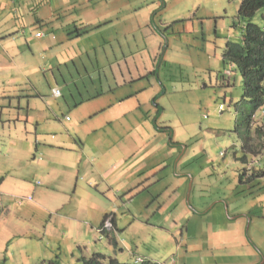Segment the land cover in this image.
Masks as SVG:
<instances>
[{"label": "crops", "instance_id": "crops-1", "mask_svg": "<svg viewBox=\"0 0 264 264\" xmlns=\"http://www.w3.org/2000/svg\"><path fill=\"white\" fill-rule=\"evenodd\" d=\"M169 2L0 0V264H264V212L225 218L214 189L186 202L213 163L159 122L176 62L154 41L182 37L178 16L157 24ZM232 191L258 199L264 175Z\"/></svg>", "mask_w": 264, "mask_h": 264}, {"label": "rangeland", "instance_id": "rangeland-1", "mask_svg": "<svg viewBox=\"0 0 264 264\" xmlns=\"http://www.w3.org/2000/svg\"><path fill=\"white\" fill-rule=\"evenodd\" d=\"M241 2L242 0H170L168 7H164L165 10H159L156 21L157 24H160V20L171 23L179 17V20L183 21H177L173 25L175 36L179 37L182 33V37L176 41L161 36L159 40L154 41H162L164 47L167 44L171 46L166 57L176 62L174 68H171V74L177 75L167 76L165 68L161 71L168 94L160 101L164 107V113H161L163 115L159 119L160 125L166 124L172 128L173 138L182 144L181 152L186 142L191 141L194 147L203 152L201 158L207 157L213 163V166H202L206 170L202 172L200 180V197L198 183L186 202L188 204L190 201L195 206L199 205L200 201L203 206L210 201L208 190L214 189V200L226 199V203L218 204L222 206L225 218H230L225 213L228 204L231 218L234 217L235 220L242 217L237 214H245V211H248L251 217L264 212L262 207L255 209V205L264 203V195L258 199L252 194L242 198L234 196L232 191L239 183L244 167V154L241 151L243 139L234 130L242 117L241 111L247 104L242 101L241 73L233 69L232 65L223 64L221 55L228 41L238 42L241 39L242 29L237 25ZM263 13L264 10L260 9L254 17V22L261 26H264ZM156 38L159 37L153 39ZM164 50H160V53ZM219 63H222V69H219ZM227 71L231 72L229 76ZM220 72L225 76L221 84L215 79ZM229 80L230 84L224 85ZM220 105H223L222 109ZM253 124V127H262L264 135V107L254 115ZM254 137L258 143L264 145V136ZM236 156L240 160H237ZM246 167L247 171L264 167V151L250 159ZM251 208L256 211L250 212ZM72 262L77 261L70 260L69 264Z\"/></svg>", "mask_w": 264, "mask_h": 264}, {"label": "trees", "instance_id": "trees-1", "mask_svg": "<svg viewBox=\"0 0 264 264\" xmlns=\"http://www.w3.org/2000/svg\"><path fill=\"white\" fill-rule=\"evenodd\" d=\"M264 10V0H242L238 10V24L242 29L240 41H228L223 52L224 63L232 65L239 70L242 76V101L247 104L241 111V118L235 127V132L243 139L242 161L248 156H259L264 151V145L258 143L254 136L261 138L262 127H253L254 115L264 107V26L254 22L258 10ZM264 20V13L262 16ZM236 26V25H235ZM81 31L80 29H78ZM231 74L227 71V75ZM225 76L221 75V80ZM237 110L239 108L237 107ZM170 133H171V128ZM250 172H253L250 174ZM248 174V176H247ZM264 175V169L244 170L240 173V180L250 182ZM241 193V192H240ZM107 235L108 241L117 247V240L108 231H102ZM81 264H154L143 260L141 263L123 262L103 253H95L90 257L80 258Z\"/></svg>", "mask_w": 264, "mask_h": 264}, {"label": "built area", "instance_id": "built-area-1", "mask_svg": "<svg viewBox=\"0 0 264 264\" xmlns=\"http://www.w3.org/2000/svg\"><path fill=\"white\" fill-rule=\"evenodd\" d=\"M40 35H42V34L37 33V36H40ZM52 93L55 96H59L60 95V89L59 88H53ZM222 108H223V105H220V109H222ZM112 228H113V225H112L110 217H106V219L104 220V223L101 227V230L102 231H109V230L111 231ZM142 261H143L142 257H137L135 260L136 263H141Z\"/></svg>", "mask_w": 264, "mask_h": 264}]
</instances>
